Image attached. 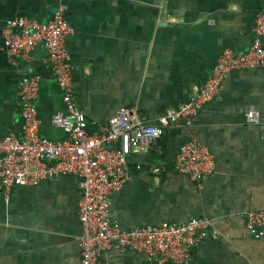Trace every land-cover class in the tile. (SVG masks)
Masks as SVG:
<instances>
[{"label":"crops","instance_id":"crops-1","mask_svg":"<svg viewBox=\"0 0 264 264\" xmlns=\"http://www.w3.org/2000/svg\"><path fill=\"white\" fill-rule=\"evenodd\" d=\"M74 29L65 39L74 102L90 129L119 107H136L155 123L187 102L224 49L240 54L253 40L264 0H63ZM58 0H0V136L22 134L18 81L38 75L39 133L61 135L51 116L64 108L42 44L11 65L1 30L7 19H52ZM264 43V36H263ZM254 109L259 123L247 121ZM206 146L214 169L200 181L174 170L178 148L190 139ZM146 159L129 161L130 178L111 196L122 228L211 219L208 235L185 264H264V240L245 227L244 212L264 210V68L228 72L221 88L190 124L178 121L149 144ZM77 176L56 175L14 187L0 199V264H79ZM97 264H148L146 255L114 249ZM164 264H174L166 262Z\"/></svg>","mask_w":264,"mask_h":264},{"label":"built area","instance_id":"built-area-1","mask_svg":"<svg viewBox=\"0 0 264 264\" xmlns=\"http://www.w3.org/2000/svg\"><path fill=\"white\" fill-rule=\"evenodd\" d=\"M66 5L58 0L52 19L37 22L25 17L7 19L2 27L3 49L8 62L15 65L28 58L40 43L46 50L54 76L62 93L64 111L51 116V123L67 136L50 140L39 133L35 98L38 75H23L18 81V99L22 115V134L0 136V199L20 185H37L42 180L72 174L81 187L78 218L79 264H97L102 252L136 251L146 255L148 264H185L195 245L211 229L208 217H193L182 223L162 221L156 225L122 228L111 215V196L130 178L128 155L144 154L149 144L178 121L190 124L203 105L221 88L228 72L238 68H264V13H257L252 27L253 40L244 53L224 49L203 83L194 87L191 98L168 108L155 123L140 117L136 107H119L107 122L95 129L88 126L85 114L74 102L70 54L65 46L74 29L64 17ZM247 121L259 123L254 109L246 113ZM173 168L195 181L214 169L210 150L192 138L176 152ZM249 234L264 240V210L244 212Z\"/></svg>","mask_w":264,"mask_h":264},{"label":"water","instance_id":"water-1","mask_svg":"<svg viewBox=\"0 0 264 264\" xmlns=\"http://www.w3.org/2000/svg\"><path fill=\"white\" fill-rule=\"evenodd\" d=\"M63 111H64V108L61 110V112H63ZM52 126H54V125H52ZM54 128H56L57 131L59 133H61L62 136H60L58 139H54L52 137H46V138H48L50 140H61V139L65 138L67 136V133L62 128L56 127V126H54ZM147 157H148L147 154H131V155H128L127 159L129 161L130 160L131 161H135V160H141L143 158L146 159Z\"/></svg>","mask_w":264,"mask_h":264}]
</instances>
